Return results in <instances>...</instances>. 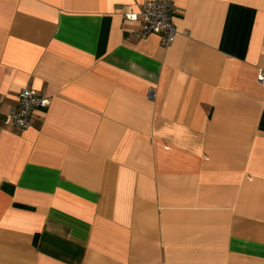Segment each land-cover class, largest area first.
Masks as SVG:
<instances>
[{
	"label": "crops",
	"instance_id": "obj_1",
	"mask_svg": "<svg viewBox=\"0 0 264 264\" xmlns=\"http://www.w3.org/2000/svg\"><path fill=\"white\" fill-rule=\"evenodd\" d=\"M146 1L0 0V264H264V0Z\"/></svg>",
	"mask_w": 264,
	"mask_h": 264
},
{
	"label": "built area",
	"instance_id": "obj_2",
	"mask_svg": "<svg viewBox=\"0 0 264 264\" xmlns=\"http://www.w3.org/2000/svg\"><path fill=\"white\" fill-rule=\"evenodd\" d=\"M175 12L173 0H152L139 5L137 13L127 8L122 14L126 20L140 21V30L133 38L142 39L149 35L159 37L163 48L171 46L174 42L176 31L172 23ZM257 83L264 85V70H259ZM148 96H153L149 90ZM18 104L3 115L2 125L5 128L27 129L31 126V117L35 109L45 110L49 100L41 96L31 87L22 89L17 95Z\"/></svg>",
	"mask_w": 264,
	"mask_h": 264
}]
</instances>
